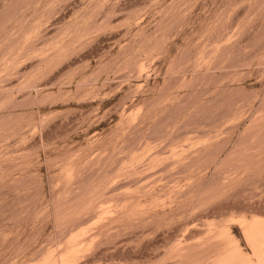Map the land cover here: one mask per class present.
<instances>
[{
	"label": "rangeland",
	"instance_id": "1",
	"mask_svg": "<svg viewBox=\"0 0 264 264\" xmlns=\"http://www.w3.org/2000/svg\"><path fill=\"white\" fill-rule=\"evenodd\" d=\"M0 264H264V0H0Z\"/></svg>",
	"mask_w": 264,
	"mask_h": 264
}]
</instances>
